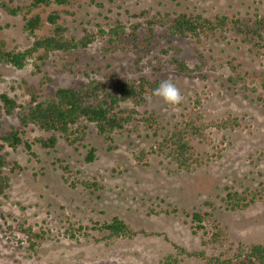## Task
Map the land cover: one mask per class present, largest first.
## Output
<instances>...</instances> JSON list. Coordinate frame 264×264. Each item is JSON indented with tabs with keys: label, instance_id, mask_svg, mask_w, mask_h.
<instances>
[{
	"label": "rangeland",
	"instance_id": "1",
	"mask_svg": "<svg viewBox=\"0 0 264 264\" xmlns=\"http://www.w3.org/2000/svg\"><path fill=\"white\" fill-rule=\"evenodd\" d=\"M55 8L58 6L47 8L45 14ZM144 9L152 13L264 19V0H88L74 8L73 16L66 17L67 25L72 33L82 36L86 29L96 30L99 25L108 28L118 21L137 20L133 14ZM23 22L21 16L2 12L0 41L6 40L9 48L30 46L32 38L23 29ZM48 27L41 33L48 32ZM105 46V40L98 39L72 54L55 53L43 70L58 81V86L66 87L86 82L87 73L90 78L106 82L109 79V83L122 76L172 79L184 99L179 105H170L147 94L146 102L136 108L140 113L154 114L157 135L144 128L140 134L116 133L110 145L90 123L85 141L78 144L67 143L57 133L55 148L35 143L34 155L24 144L16 150L7 147L8 158L20 168L7 169L11 184L6 195L0 196V264H163V258L176 251L174 244L188 250L206 249L208 253L225 250L202 245L204 231L194 234L192 229L191 214L195 211L210 212L205 221L207 229L212 231L214 224H219L234 243L264 242V202L233 211L225 207L222 199L229 189L242 191L264 182V99L259 97H264V89L259 78H250L247 83L257 87L256 92L232 85L227 64L234 58L244 71L264 72V54L251 53L248 45L233 33L197 40L164 37L160 27L150 48L142 52L130 48L109 51ZM169 46L181 48L180 57L192 68L202 65V70L183 73L172 68L169 59L173 52H162ZM157 62L164 69L154 72L152 64ZM136 63L141 73L131 69ZM64 67L73 72L58 74ZM34 70L32 61L22 69L0 64V92L6 91L20 102L28 100L18 85L26 79L39 86L44 73L34 74ZM56 88L50 84L43 86L47 93H54ZM197 101L205 121L236 117L241 123L235 128L209 127L212 144L194 141L209 161L187 171L158 155L150 156L147 164L135 159L136 153L155 145L176 122L185 118ZM127 106L132 107V103H124ZM13 127L25 129L23 137L30 141L49 135L32 123L22 126L17 115H0V135ZM91 147L96 148L95 159L87 161ZM66 165L69 171L64 169ZM84 181H96L101 188H88ZM114 216L124 219L137 233L110 239L106 238L108 232L93 229L94 221L103 223ZM19 223L45 233L35 252L30 251L23 234L8 229L10 224ZM71 224H76V228L80 224L90 226L89 234L76 231L72 237ZM182 264L204 261L192 257Z\"/></svg>",
	"mask_w": 264,
	"mask_h": 264
},
{
	"label": "trees",
	"instance_id": "2",
	"mask_svg": "<svg viewBox=\"0 0 264 264\" xmlns=\"http://www.w3.org/2000/svg\"><path fill=\"white\" fill-rule=\"evenodd\" d=\"M88 0H31L15 1L0 0V17L2 12L11 16H21L23 19V29L32 38V44L25 49L17 47L9 48L6 40L0 41V64L11 65L22 69L32 61L35 70L34 74L44 73L41 77L40 85L29 83L23 79L18 85L28 100L20 102L17 97L4 91L0 92V115H17L20 124L24 127L34 124L40 131L48 133V136H38L30 141L23 137L25 129L13 127L10 131L0 135V196L6 195L11 184L10 174L7 169L15 171L20 168L16 161H11L6 150L7 147L13 150L18 149L21 144L34 155L32 146L35 143L45 148H55L58 142V134L74 145L85 141L88 134V127L93 123L97 133L103 139L111 143L114 135L124 133L140 134L142 128L151 130L158 134L156 127L157 119L154 114L140 113L136 108L142 106L147 100V94L153 95L152 90L158 86L161 79H150L148 76L139 75L138 78L122 76L112 83L100 79L90 78L79 86H58V81L44 72L43 66L55 53L72 54L80 49H86L98 39H104L105 49L109 51L119 48L137 50L142 52L150 48L152 41L156 38L157 28L162 29L164 37L178 36L182 38H195L200 40L213 35L226 37L228 33H233L236 37L248 45L249 51L257 56L264 54V19L250 16H229L226 14H216L208 17L203 14L181 12L172 14L152 13L144 9L138 14H133L134 19L130 23L118 21L108 28L102 25L98 29H86L84 35L77 36L70 31L67 25L68 16L75 14L74 8L81 6ZM93 1V0H90ZM58 6L45 14L47 8ZM45 14V15H44ZM49 26L48 32L44 30ZM163 54L173 52L169 59L172 68L183 73L201 71L203 66L197 64L194 68L180 57L181 48L169 46L162 50ZM158 58V57H157ZM159 62L160 59L158 60ZM203 63L205 62L202 60ZM231 70L228 80L234 86H241L246 91H257V87L247 85L250 78L261 80L260 85L264 89V72H248L241 68V64L235 59L227 61ZM136 73H141L142 69L136 63V67H131ZM152 69L160 71L163 65L152 64ZM66 71L73 72L71 68L64 67L58 70V74ZM50 84L57 86L54 93H47L43 86ZM13 89L15 87L13 86ZM259 97L264 99L262 94ZM132 103V107H124V103ZM197 105L187 113L186 117L176 122L173 129L168 131L149 149H142L135 154V159L147 164L152 155H158L170 162L178 165L179 168L191 171L204 162L205 152L197 149L195 140L200 144H212L213 140L209 134V127L217 129L235 128L241 125L240 121L234 118L205 121L203 113ZM96 148L91 147L86 156L87 161L95 159ZM64 169L69 171L66 165ZM9 171V172H10ZM67 181L68 178L64 177ZM86 187L94 186L101 188L96 181H84ZM75 185V182H72ZM225 207L229 210H246L252 204L264 202V182L255 188H246L242 191L229 189L223 196ZM213 205L212 202H207ZM177 211V208H175ZM192 229L194 234L203 230L202 245L212 246L215 249L225 248L219 253H208L206 249L188 250L183 246L174 244V252L167 254L163 264H182L186 258H197L204 261V264H264V242H251L249 244L231 241L227 230L214 224V229H207L205 221L210 212L195 211L192 214ZM93 229L108 232L106 238L132 237L137 232L129 223L119 216H114L111 220L103 223L94 221ZM71 224V236L76 231L83 235H88L90 226ZM8 229L11 232H20L29 243L30 251H36L39 239H44L45 233L36 231L31 225L19 223L17 226L10 224ZM157 234V233H156ZM160 235V233H158ZM209 235V236H208ZM208 236V237H207ZM167 238V237H166ZM168 239V238H167Z\"/></svg>",
	"mask_w": 264,
	"mask_h": 264
},
{
	"label": "clouds",
	"instance_id": "3",
	"mask_svg": "<svg viewBox=\"0 0 264 264\" xmlns=\"http://www.w3.org/2000/svg\"><path fill=\"white\" fill-rule=\"evenodd\" d=\"M153 95L160 97L166 104L179 105L184 97L172 79H163L153 90Z\"/></svg>",
	"mask_w": 264,
	"mask_h": 264
}]
</instances>
